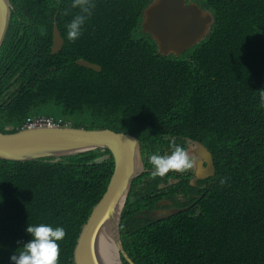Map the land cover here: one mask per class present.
I'll use <instances>...</instances> for the list:
<instances>
[{
	"label": "trees",
	"instance_id": "obj_1",
	"mask_svg": "<svg viewBox=\"0 0 264 264\" xmlns=\"http://www.w3.org/2000/svg\"><path fill=\"white\" fill-rule=\"evenodd\" d=\"M10 2L18 19L12 18L8 32L16 33L18 45L8 55L17 52L20 71L0 62V95L17 74L21 86L11 87L17 90L12 101L0 98V120L10 115L25 118L29 113L51 115L71 121L75 128L133 135L145 147L142 153L163 151L168 137L185 143L210 134L229 144L236 165L219 161L211 193L240 219L216 220L210 236L205 235L211 227L208 221L181 216L129 237L120 228L132 260L161 264L158 239L171 248L203 246L209 252L208 264H264V97L257 105L255 100V92L264 86V0H198L214 16L208 34L213 36L200 48L215 61L202 59L191 70L186 61L156 56L148 35L140 33L138 39L142 10L151 0H94L92 15L74 42L66 28L79 13V8L71 7L72 0ZM56 9L64 41L60 54L50 57ZM216 32L222 37L217 38ZM234 32L235 40L240 32L247 38L244 51L234 41L230 49L237 58L216 61L218 51L229 52ZM77 60L98 65L101 71L79 67ZM233 66L237 67L231 72ZM50 67L53 70H47ZM179 74L214 83L230 74V82L212 96L170 97L168 84ZM51 160L6 161L18 177L37 180L32 187L15 182L0 164V183L9 184L0 189V264H11L10 256L31 239L27 225L39 223L65 228L66 236L58 242V264H73L81 226L105 192L113 161L105 149ZM130 201L134 202L127 206L132 222L143 204L134 188Z\"/></svg>",
	"mask_w": 264,
	"mask_h": 264
},
{
	"label": "clouds",
	"instance_id": "obj_2",
	"mask_svg": "<svg viewBox=\"0 0 264 264\" xmlns=\"http://www.w3.org/2000/svg\"><path fill=\"white\" fill-rule=\"evenodd\" d=\"M8 1L10 2V0ZM193 4L195 5V9H190L193 17L192 23L194 25L195 21V26L199 27L198 30L201 32V35H195V43L187 50L179 53L178 56L172 53L161 55L158 52L155 41L149 36V34L142 32V21L139 25L140 28H138L137 31L138 39L140 40L142 39L140 36L141 34L148 35L150 37L155 45L156 56L172 60L186 61V64L189 65V70L192 69L191 66L199 65L202 59H208L211 62L215 61L210 54L208 55L206 49L200 48V46L206 44V40L208 38L213 36H208V34L212 30L214 16L208 9V13H206L203 9L197 8V6H201L199 5L198 0L193 2ZM57 7L60 8L59 6ZM71 7L79 8V13L75 15L66 25L67 37L70 41L74 42L81 36L83 26L92 15V9L95 7V4L94 0H72ZM256 10L257 9H254L252 12ZM59 12L60 11L56 9V13L53 15L52 29L54 24L57 27L56 18ZM9 13L10 17L7 29L3 31V34L0 31V62L4 65H12L14 70H19V66L17 65V52L12 55H8V52H12L15 49V46L18 45V37L16 36V33L8 32L9 24L12 18L14 17L15 19H18L16 18V11L11 7V2ZM204 19L208 21V24H203L204 27L206 26V30L200 27L201 24L199 23L200 20ZM28 25L31 26V22ZM21 33L22 30L18 34ZM219 33H215L217 38L220 36L222 37ZM246 40L247 38L241 32L237 35L235 40L234 32L229 38V52L218 51L215 56L217 59L216 61L219 60L224 62L228 57L235 58L236 56L234 55V51L230 49L231 44L234 41L237 42L242 52V50L244 51V45L246 46ZM51 46L49 52L50 57L59 55L61 50L56 53H51ZM190 49L193 51L187 52ZM244 57L248 59L247 56ZM236 67L237 66H233L231 72ZM53 68L54 67H50L47 70H53ZM230 74L224 78L221 83L198 79L187 74H179L174 80L169 82L167 90L170 97L185 95L212 96L217 90L229 85ZM17 76L18 74L9 79L5 90L0 95V98L4 100L11 98L12 101V96L21 86V83L16 80ZM11 87H15L17 90L14 92ZM259 97H264V86L260 87L255 92L256 105L259 102ZM261 102L263 103V100ZM70 127L72 126L69 121L45 114L31 115V113H29L25 118L10 115L6 120H0V132L6 131L8 138H16L21 143L31 140V134H34V130L39 128L63 129ZM24 132L28 135L25 136L23 134ZM177 141L178 140L173 139L172 137H168L166 139V144L163 146V151H160L161 149H159L153 153L152 151L149 153L141 152L142 167L134 171L136 176L131 181L121 215L120 228L123 230L124 236L129 237L135 231H139V233H141L149 229L150 226L155 228L157 225H163L171 221L175 216H181L190 220H197L201 218L203 221H208L211 224V227L210 230L205 231V235L210 236L216 220L240 219L232 207L228 206L223 199L215 198L211 193V190L217 184L219 161L226 160L228 162H232L234 166L236 165L233 156L228 150L229 144L218 142L215 136L210 134L199 136L198 138L186 141L185 143H178ZM139 145H141L140 142ZM84 153L87 152L73 153V155ZM148 154L150 155L148 156ZM67 156L72 155H66L64 157ZM55 158L57 157H47L46 159H53L49 161L53 162ZM41 159L42 158L35 157L34 159L27 161H38ZM0 164L4 166V172L10 174L12 179L20 185L32 187L37 182V180H33L27 176L18 177L12 173V169L6 164V158L3 159L1 155ZM151 165L153 171L150 170ZM39 176L40 175H38V178ZM171 181L174 184H171ZM8 187L9 184L7 182L0 183V189H6ZM133 188L140 194V199L143 200V204L141 208L135 212L131 222L129 208L127 206H133V201L128 203L129 194H131ZM106 190L107 186L99 201L106 193ZM175 192H177L176 196L173 195ZM167 194H170L171 196H167ZM99 201L94 205V207L99 203ZM192 205H195V208H197L196 213L191 212ZM152 209L157 210V213L154 216L150 213ZM165 210H168L169 212L177 210L179 212L166 216L161 215L160 212ZM159 215L163 216V218ZM85 224L86 223L84 222L81 228H83ZM25 231L30 235L31 239L27 243L23 244V246L19 247L10 256L9 259L11 264H58L60 256V244L58 242L63 240L66 236L65 228L63 226L53 227L50 224L39 223L28 224ZM120 234L122 245H125L126 241L125 238L122 237L121 231ZM156 247L157 252L159 254L161 253V256L159 257L161 258V264H208L209 262V252L203 246L181 247L178 245L171 248L168 244H162L157 239ZM129 261H131L132 264H136L132 259H129ZM120 262L121 264H127L124 259H120Z\"/></svg>",
	"mask_w": 264,
	"mask_h": 264
},
{
	"label": "water",
	"instance_id": "obj_3",
	"mask_svg": "<svg viewBox=\"0 0 264 264\" xmlns=\"http://www.w3.org/2000/svg\"><path fill=\"white\" fill-rule=\"evenodd\" d=\"M9 7L8 0H0V31L2 34L8 26ZM190 9H195V5L186 4L184 0H151L142 12V32L149 34L155 41L160 54L172 53L178 56L193 44L196 40L195 35H201V32L193 27ZM199 23L206 30L203 24H208V21L204 19ZM52 31L51 53H56L61 50L63 40L55 24ZM76 64L94 72L101 71L99 66L84 60L76 61ZM34 132L31 134L32 139L24 144L17 140L9 146L8 149H13L11 152L17 154L15 155L17 160L60 157L96 148H105L110 152L114 159L113 172L106 193L93 208L76 240L73 264H102L97 252V242L99 237H103L104 228L109 229L113 247L119 254V258L122 257L127 264H132L125 256L119 228L130 184L136 176L134 171L142 167L139 142L136 137L109 129L86 130L83 127L78 129L72 127L39 128ZM0 155L3 159L6 158L5 154ZM178 212L177 210L171 212L165 210L160 214L166 216ZM154 215L155 213L152 214Z\"/></svg>",
	"mask_w": 264,
	"mask_h": 264
},
{
	"label": "bare ground",
	"instance_id": "obj_4",
	"mask_svg": "<svg viewBox=\"0 0 264 264\" xmlns=\"http://www.w3.org/2000/svg\"><path fill=\"white\" fill-rule=\"evenodd\" d=\"M193 27H194V29H199V27L195 26V21H194V26ZM192 37H193V35H192ZM194 43H195V41L193 42V44ZM69 123H71V121H69ZM92 130H104V129H92ZM23 134L25 136L28 135L25 132ZM16 141H17L16 138H8L7 135H6V131L0 132V154H5L6 155V161L7 162H14V163L32 162V161H27V160H24V159H18L17 160L15 158V155H17V154L15 152H11L13 149H10V150L8 149L9 146L12 143L16 142ZM17 146H19V145H17ZM98 149H105V148H96V149H92V150H87V152L95 151V150H98ZM105 150H107V149H105ZM29 152H31V150H29ZM139 152L141 153L140 145H139ZM111 157H112V155H111ZM63 158H64V156L57 157V158L54 159L53 162H57V161H59V160H61ZM65 158H67V157H65ZM41 160L46 161L47 159L44 157ZM112 161H114L113 157H112ZM153 213H155V212H151V214H153ZM88 219H89V216H88L87 220ZM87 220H86V222H87ZM119 230H120V228H119ZM81 231H82V228L80 230V233H81ZM123 250L125 252L126 258L130 259L129 256L127 255L124 247H123ZM97 252H98V256H99L102 264H120L119 259H123L122 257L119 258V254L117 253L116 249L113 247V241L111 239V233H110L109 229H107V228H104L103 237H99L98 238Z\"/></svg>",
	"mask_w": 264,
	"mask_h": 264
},
{
	"label": "flooded vegetation",
	"instance_id": "obj_5",
	"mask_svg": "<svg viewBox=\"0 0 264 264\" xmlns=\"http://www.w3.org/2000/svg\"><path fill=\"white\" fill-rule=\"evenodd\" d=\"M195 1H197V0H184V2L186 3V4H188V3H193V2H195ZM151 3V2H150ZM149 3V4H150ZM148 4V5H149ZM147 5V6H148ZM146 6V7H147ZM145 7V8H146ZM145 8L142 10V11H144L145 10ZM197 8H199V9H203L205 12H207V9L206 8H203L202 6H197ZM208 13V12H207ZM138 31V30H137ZM178 143H182V141H177ZM145 149V147L143 146V145H140V151L142 152L143 150ZM150 170L151 171H153V168H152V165L150 166ZM171 184H174L172 181H171ZM174 196H176L177 195V192H175L174 194H173ZM167 196H171L170 194H167ZM151 212H155V214L157 213V210H155V209H152L151 211H150V213ZM191 212L192 213H196L197 212V208H195V205H192V208H191ZM161 218H163V216H161V215H159ZM125 251H126V253H127V255L129 256V258L130 259H132V255L133 254H131V253H129V252H127V250L125 249Z\"/></svg>",
	"mask_w": 264,
	"mask_h": 264
}]
</instances>
